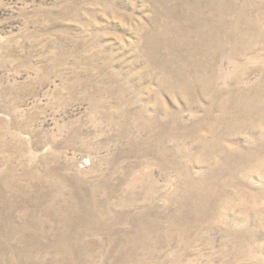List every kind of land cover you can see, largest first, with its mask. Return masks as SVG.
I'll list each match as a JSON object with an SVG mask.
<instances>
[{
  "label": "rangeland",
  "instance_id": "rangeland-1",
  "mask_svg": "<svg viewBox=\"0 0 264 264\" xmlns=\"http://www.w3.org/2000/svg\"><path fill=\"white\" fill-rule=\"evenodd\" d=\"M0 264H264V0H0Z\"/></svg>",
  "mask_w": 264,
  "mask_h": 264
}]
</instances>
